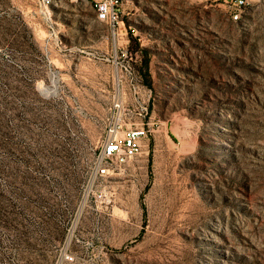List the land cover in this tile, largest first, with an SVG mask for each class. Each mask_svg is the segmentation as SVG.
<instances>
[{
  "label": "rangeland",
  "instance_id": "1",
  "mask_svg": "<svg viewBox=\"0 0 264 264\" xmlns=\"http://www.w3.org/2000/svg\"><path fill=\"white\" fill-rule=\"evenodd\" d=\"M123 19L0 0V264H264V0ZM118 100L146 136L102 177Z\"/></svg>",
  "mask_w": 264,
  "mask_h": 264
},
{
  "label": "built area",
  "instance_id": "2",
  "mask_svg": "<svg viewBox=\"0 0 264 264\" xmlns=\"http://www.w3.org/2000/svg\"><path fill=\"white\" fill-rule=\"evenodd\" d=\"M98 11H105L106 17L111 22L112 36L120 48H125L128 43L129 31L123 19V8L125 0H97ZM249 0H237L245 6ZM41 10L47 14L52 9V0H38ZM125 28V32L123 30ZM148 108L136 110L118 100L113 106L112 124L106 139L105 146L99 158L97 174L106 177L110 173L109 164L115 162H126L134 158L141 151V140L146 136V130L140 128L141 119L146 117ZM144 127V126H143ZM122 131L124 135L121 136ZM71 262L74 258L69 259Z\"/></svg>",
  "mask_w": 264,
  "mask_h": 264
},
{
  "label": "bare ground",
  "instance_id": "3",
  "mask_svg": "<svg viewBox=\"0 0 264 264\" xmlns=\"http://www.w3.org/2000/svg\"><path fill=\"white\" fill-rule=\"evenodd\" d=\"M70 1H79V0H52V4H53L52 8H54L61 2H70ZM82 1L88 2L93 7V9L95 10L97 14V19L100 22H103L111 27V22L106 17L105 11H98V1L97 0H82Z\"/></svg>",
  "mask_w": 264,
  "mask_h": 264
}]
</instances>
